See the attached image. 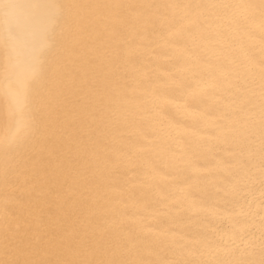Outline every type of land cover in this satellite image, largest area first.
Instances as JSON below:
<instances>
[{
	"label": "bare ground",
	"instance_id": "6f19581e",
	"mask_svg": "<svg viewBox=\"0 0 264 264\" xmlns=\"http://www.w3.org/2000/svg\"><path fill=\"white\" fill-rule=\"evenodd\" d=\"M0 264H264V0H0Z\"/></svg>",
	"mask_w": 264,
	"mask_h": 264
}]
</instances>
